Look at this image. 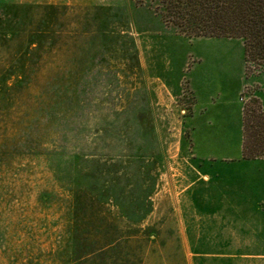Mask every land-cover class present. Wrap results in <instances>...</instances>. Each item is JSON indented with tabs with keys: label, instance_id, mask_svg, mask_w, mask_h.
Returning <instances> with one entry per match:
<instances>
[{
	"label": "rangeland",
	"instance_id": "374dc122",
	"mask_svg": "<svg viewBox=\"0 0 264 264\" xmlns=\"http://www.w3.org/2000/svg\"><path fill=\"white\" fill-rule=\"evenodd\" d=\"M244 43L157 0H0V264H264V201L225 183L264 159Z\"/></svg>",
	"mask_w": 264,
	"mask_h": 264
},
{
	"label": "trees",
	"instance_id": "16d2710c",
	"mask_svg": "<svg viewBox=\"0 0 264 264\" xmlns=\"http://www.w3.org/2000/svg\"><path fill=\"white\" fill-rule=\"evenodd\" d=\"M189 37H238L247 56L264 63V0H157Z\"/></svg>",
	"mask_w": 264,
	"mask_h": 264
},
{
	"label": "crops",
	"instance_id": "0c3cea01",
	"mask_svg": "<svg viewBox=\"0 0 264 264\" xmlns=\"http://www.w3.org/2000/svg\"><path fill=\"white\" fill-rule=\"evenodd\" d=\"M233 103V102H232ZM231 103V104H232ZM216 105V103H215ZM239 104L235 103L233 106V109L235 108V114L236 117L241 118V109L238 106ZM217 106H215L212 109H216ZM220 107V106H219ZM238 122H240L239 120H230V123L235 124L234 126L238 125ZM216 123L214 121L209 123V127H211L210 129L212 130L213 126ZM233 151H235L236 153H240L242 150V145L240 144V142L231 147ZM244 165L247 166V168L249 169L248 173H245L242 177H238L237 179H234V177L230 178L227 177L225 179V183H226V193L228 194L230 190H234V182H232V180L236 182V184L238 185H242L243 187L248 185L249 186V190H247V195L249 196L248 199L250 201H253L257 203V201H264V159L262 160H247L246 162H242ZM229 184L232 185V188L229 186ZM193 190V189H192ZM258 196V198H254L253 196Z\"/></svg>",
	"mask_w": 264,
	"mask_h": 264
}]
</instances>
